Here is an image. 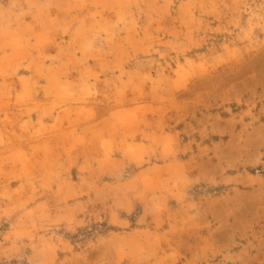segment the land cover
<instances>
[{"label": "rangeland", "instance_id": "374dc122", "mask_svg": "<svg viewBox=\"0 0 264 264\" xmlns=\"http://www.w3.org/2000/svg\"><path fill=\"white\" fill-rule=\"evenodd\" d=\"M0 264H264V0H0Z\"/></svg>", "mask_w": 264, "mask_h": 264}]
</instances>
